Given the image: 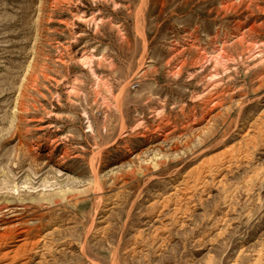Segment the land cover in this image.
<instances>
[{
	"label": "rangeland",
	"instance_id": "374dc122",
	"mask_svg": "<svg viewBox=\"0 0 264 264\" xmlns=\"http://www.w3.org/2000/svg\"><path fill=\"white\" fill-rule=\"evenodd\" d=\"M0 264H264V0H0Z\"/></svg>",
	"mask_w": 264,
	"mask_h": 264
}]
</instances>
